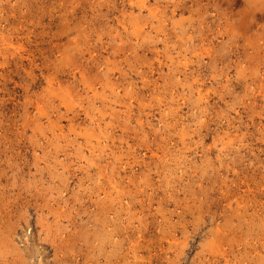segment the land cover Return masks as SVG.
Masks as SVG:
<instances>
[{
    "label": "rangeland",
    "instance_id": "obj_1",
    "mask_svg": "<svg viewBox=\"0 0 264 264\" xmlns=\"http://www.w3.org/2000/svg\"><path fill=\"white\" fill-rule=\"evenodd\" d=\"M146 2L0 0V264H264V0Z\"/></svg>",
    "mask_w": 264,
    "mask_h": 264
},
{
    "label": "bare ground",
    "instance_id": "obj_2",
    "mask_svg": "<svg viewBox=\"0 0 264 264\" xmlns=\"http://www.w3.org/2000/svg\"><path fill=\"white\" fill-rule=\"evenodd\" d=\"M122 1H125V0H122ZM129 4H133V5H136V6H140L141 8H143V7H145L146 5H147V2H146V0H126ZM250 1V0H249ZM247 4H249V3H247ZM251 4V3H250ZM251 7V6H250ZM155 10V8L152 10V11H154ZM152 11H150V12H152ZM132 28H133V30L134 31H139L142 27L140 26V25H138L137 23H134L133 25H132ZM61 98V101H65V97H63V96H61L60 97ZM222 231V230H221ZM213 235H214V233H213ZM220 236V235H219ZM226 236V235H225ZM214 247V249L215 248H217V247H219V246H221V245H217V243L215 244L214 243V245H213ZM216 246V247H215ZM218 252H221L220 250L218 251ZM222 254H224L223 252H221Z\"/></svg>",
    "mask_w": 264,
    "mask_h": 264
}]
</instances>
